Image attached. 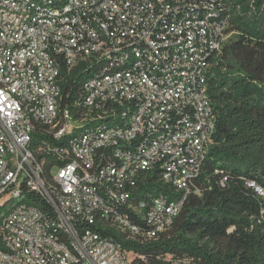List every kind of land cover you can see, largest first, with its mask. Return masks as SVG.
Listing matches in <instances>:
<instances>
[{"label":"built area","instance_id":"built-area-1","mask_svg":"<svg viewBox=\"0 0 264 264\" xmlns=\"http://www.w3.org/2000/svg\"><path fill=\"white\" fill-rule=\"evenodd\" d=\"M225 1L0 0V264H151L105 232L144 244L182 211L213 143ZM153 170L180 195H137Z\"/></svg>","mask_w":264,"mask_h":264},{"label":"trees","instance_id":"trees-1","mask_svg":"<svg viewBox=\"0 0 264 264\" xmlns=\"http://www.w3.org/2000/svg\"><path fill=\"white\" fill-rule=\"evenodd\" d=\"M229 9L227 41L210 68L208 97L216 120L213 143L191 192L171 227L157 240L127 241L110 229L105 234L123 249L166 264L155 257H186L191 264H264V198L246 183L264 187V0H226ZM83 64L62 69L60 86L70 100L80 91ZM42 127L34 146L45 139ZM50 141V139H48ZM152 193L176 198L180 194L145 173L137 195ZM41 209L45 202L28 196ZM6 207H0V213Z\"/></svg>","mask_w":264,"mask_h":264},{"label":"rangeland","instance_id":"rangeland-1","mask_svg":"<svg viewBox=\"0 0 264 264\" xmlns=\"http://www.w3.org/2000/svg\"><path fill=\"white\" fill-rule=\"evenodd\" d=\"M235 38V35L232 34L229 38H228V41H231V39H234Z\"/></svg>","mask_w":264,"mask_h":264}]
</instances>
